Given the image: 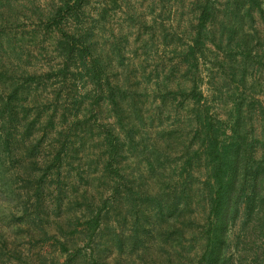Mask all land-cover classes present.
Segmentation results:
<instances>
[{"label":"trees","instance_id":"16d2710c","mask_svg":"<svg viewBox=\"0 0 264 264\" xmlns=\"http://www.w3.org/2000/svg\"><path fill=\"white\" fill-rule=\"evenodd\" d=\"M94 1L0 0V264H264V0Z\"/></svg>","mask_w":264,"mask_h":264},{"label":"rangeland","instance_id":"374dc122","mask_svg":"<svg viewBox=\"0 0 264 264\" xmlns=\"http://www.w3.org/2000/svg\"><path fill=\"white\" fill-rule=\"evenodd\" d=\"M102 1L103 0H95L94 4L96 5V7H100ZM132 5L134 6V10L136 12H138V13H147L148 14L150 12V8L148 6L149 5V1L148 0H132ZM169 5H172V3H168V2L165 3V9H164L165 13L168 11V9L170 7ZM166 15H167V13H166ZM165 17H167V16H165ZM115 23H119V24L122 23V15L120 13H118V15L116 16ZM25 26L27 28H30L31 25L28 22V23H26ZM206 74H207V71L204 70V68H203L202 76H203L204 81L201 84V90L203 91L205 96L211 98L212 96H211V92H209V90H208L209 86H208V83H207L208 80H207ZM135 257H137V255L134 256V259H136Z\"/></svg>","mask_w":264,"mask_h":264}]
</instances>
